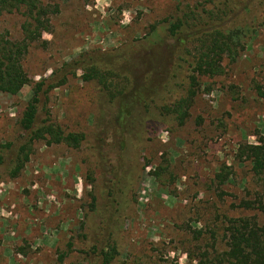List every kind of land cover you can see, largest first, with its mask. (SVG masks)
I'll use <instances>...</instances> for the list:
<instances>
[{"label":"rangeland","instance_id":"obj_1","mask_svg":"<svg viewBox=\"0 0 264 264\" xmlns=\"http://www.w3.org/2000/svg\"><path fill=\"white\" fill-rule=\"evenodd\" d=\"M40 1L59 13L40 41L27 44L22 66L30 82L16 96L0 93V264H103L100 253L111 236L119 253L112 264H206L227 250L231 222L263 223L255 210L261 187L252 166L236 157L240 146L264 141V0ZM193 11L207 23L192 17L181 29L182 48L170 29ZM25 22L22 14L1 15L0 39L22 42ZM215 30L235 32L240 54L224 57L221 76L197 74L198 95L184 125L151 104L157 116L143 142L135 148L133 139L120 140L100 160L99 143L113 142L121 107L78 71L41 97L37 124L50 119L66 134H83L84 143L76 150L38 142L12 177L27 142L20 116L36 83L83 54L100 55L120 71L132 70L145 110L155 96L143 93L134 58L149 46H165L176 63L161 89L171 109L186 95L188 65L200 56L203 32ZM182 66L186 73L179 77ZM112 83L120 92L127 86L123 79ZM223 165L233 176L220 185L215 177ZM134 166L133 189L124 196L127 182L117 181ZM166 166L160 182L153 172Z\"/></svg>","mask_w":264,"mask_h":264},{"label":"trees","instance_id":"obj_2","mask_svg":"<svg viewBox=\"0 0 264 264\" xmlns=\"http://www.w3.org/2000/svg\"><path fill=\"white\" fill-rule=\"evenodd\" d=\"M85 1L88 2V0ZM58 13V7L51 8L42 4L40 0H0V16L3 14H22L26 19L22 27L25 35L22 42L16 44L2 38L0 39V93L16 96L28 85L30 80L22 66V57L28 47L27 44L40 41L43 31L50 25L51 16ZM192 17L195 18L193 19L195 22L201 23L202 19L198 17L202 16L193 11L191 14L180 16L179 20H176L177 22L170 29L171 37L177 39L182 48L185 41L181 37V29L190 23ZM196 24L194 23L195 27L197 26ZM235 37V32L225 33L219 30L203 32L202 49L200 52L198 51L200 56L188 65L189 71L191 69L192 73L187 77L189 87L186 88V95L184 98L177 100L171 106V109L168 108V105L163 104L165 99L162 101L161 97L164 98L162 90L167 89L164 88V85H166V74L172 71L171 67L174 68L176 63L175 55L171 54V51L165 46H149L150 50L147 49L138 53V56L134 58L135 70L142 74V80L145 81L146 93L144 91L143 93L148 98L154 96L156 98V100L155 98L150 99V102L144 107L145 110L140 109V104L143 102L141 101L142 96H139L138 91H134V79L136 78L133 77L132 70H124L125 73L120 71L121 69L116 66L112 58L103 59L100 55L83 54L77 60L65 64L63 69L55 71L52 77L35 84L33 96L20 116V127L24 135H27V142L19 149L18 161L12 171V177L16 178L21 173L29 161L34 145L38 142H45L48 145H66L68 148L76 150L84 143L85 136L83 134H66L59 126L52 123L50 119L40 126L37 124L41 97L62 85L70 75H75L78 71L83 72L82 80L84 82L95 83L110 99L114 107L116 101L120 104L121 110L117 116L118 127L115 128V134L112 137L113 142L106 144V141L102 139L97 149L98 158L107 161L108 157L104 154L107 153V150H115L120 140L133 139L135 148L143 142L148 130L153 127V120L157 116L155 109L158 110L159 108L161 111L164 110L173 114L175 117L173 120L178 121L181 126L184 125L198 95L199 77L197 74L200 77L208 78L223 75L225 73V69L222 67L224 57H237L240 54ZM186 49L188 51L187 54H190L188 48ZM120 58H122L121 54L116 59L119 60ZM126 60L130 61L128 58ZM184 69L183 66L179 69L182 70L178 71L179 77L186 73ZM60 74L63 75V77H60L63 81L55 82V77ZM119 79H123V83L125 86L127 85L122 92L119 91L118 87V90L112 89L114 87L112 81ZM235 98L236 96H232V99ZM157 100H160L161 103ZM151 104L154 105L155 109ZM136 111H138V115H134ZM128 123L130 124L129 129L126 130ZM103 150L105 153H103ZM237 152L236 158L238 161L241 163L248 162L252 166V172L261 187V200L257 202L255 210L261 214L263 223L249 219H239L231 222V227L228 230L229 242L227 243V250L213 260L204 259L206 264H264V141L258 145H242ZM1 163L0 158V165ZM135 167L129 175L121 179L122 183L120 181L119 184L117 181V184L121 185V187L123 182H127L125 189L127 193H124V196L133 189L132 178L136 173L135 170H137ZM121 168L122 166L118 167L117 172ZM167 169L168 166L166 168L158 167L153 172V176L158 181L163 182V173H166ZM232 172L231 167L223 165L221 171L215 177L216 182L220 185L227 184L233 176ZM113 176L116 177V175ZM110 180L112 182V179ZM118 190L120 191V189ZM250 207L251 204H248V208ZM109 242L106 250L100 253L103 258V264H112L119 257L118 247L112 236Z\"/></svg>","mask_w":264,"mask_h":264}]
</instances>
